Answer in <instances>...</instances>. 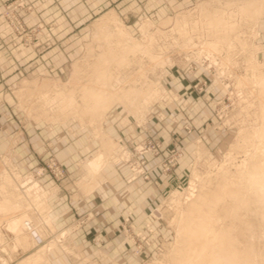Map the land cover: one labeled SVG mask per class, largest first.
Segmentation results:
<instances>
[{
	"label": "rangeland",
	"instance_id": "1",
	"mask_svg": "<svg viewBox=\"0 0 264 264\" xmlns=\"http://www.w3.org/2000/svg\"><path fill=\"white\" fill-rule=\"evenodd\" d=\"M4 7L25 45H50L19 12L26 0ZM82 33L60 74L0 93V264H188L193 205L222 184L248 203L200 204L264 264V204L250 187L264 164V0L116 1ZM102 71L114 100L101 116L80 111ZM22 214L36 234L9 229Z\"/></svg>",
	"mask_w": 264,
	"mask_h": 264
},
{
	"label": "crops",
	"instance_id": "2",
	"mask_svg": "<svg viewBox=\"0 0 264 264\" xmlns=\"http://www.w3.org/2000/svg\"><path fill=\"white\" fill-rule=\"evenodd\" d=\"M8 1L0 0V93L14 87L29 74H60L59 71H63L77 54L83 29L93 12H99L113 2L117 1L118 5L122 2L26 0L31 7L19 9L25 22L29 26L42 25L35 41L40 44L50 42V45L38 51L33 45H25L22 37L16 35L6 22L2 12ZM11 152L16 154L17 160H24L22 144L12 147Z\"/></svg>",
	"mask_w": 264,
	"mask_h": 264
},
{
	"label": "bare ground",
	"instance_id": "3",
	"mask_svg": "<svg viewBox=\"0 0 264 264\" xmlns=\"http://www.w3.org/2000/svg\"><path fill=\"white\" fill-rule=\"evenodd\" d=\"M100 26L101 27L99 28L101 29L102 25ZM105 54L103 55L105 56ZM102 58L103 57H101V59ZM105 58H103V61ZM99 77H100V80L102 81L101 86L99 87L84 86L82 88L84 92L81 91L83 93L84 98L86 97L87 99H89L90 103L89 104L85 103V105L80 111L91 112L95 116H101V114H103V112L109 107V105L114 100V92L108 89L107 80L109 76L107 72H104V71L100 72ZM70 103L74 104L72 98L70 99ZM95 160L97 159L95 158ZM97 164L98 163L93 160V163H92L93 167H96ZM250 187L253 191L251 192L254 193L255 201H259V203L261 202V204L263 205L264 204V164L259 165L257 167L256 173H252V175L250 176ZM237 192H238L237 189H233V188L226 189V185L222 184V186H219L217 189L211 192L208 196L202 195L198 198V200H196L193 207L197 206L196 208L198 210H197V213H195V216H196L195 219L192 220L195 225L192 228L191 226L188 227V231L190 230L193 242L189 245L188 251H186L187 256L184 259L185 263H188V264H234V263L235 264L236 263L251 264L250 263L251 260L250 261L248 260V255H246V252H243L244 253L243 254L236 249L234 242L232 241L233 238L231 239L227 232L225 231L216 232L215 231L213 227V223H212L213 216L208 214L206 210L202 207V204H203L202 200H204L205 202L207 197H211L210 200H213L215 203H218L222 199L223 195L228 194V193H230L231 196H235L236 199H239V201L242 202L243 204L248 203L246 202L248 199L244 197L245 193L244 195L243 194L242 195L247 200L244 199L242 201V199L238 197ZM248 192H250V189H248ZM249 199H251V196ZM252 202L254 203V200ZM230 204L225 203V206L227 208L226 212L230 213L229 215L233 214V211L235 210V208H238L237 207L238 205L234 203L231 205ZM256 204L257 203H255V205ZM199 207H201V209ZM235 214L237 215V213H234V215ZM263 214L264 213H262V215ZM28 220L30 223L31 221L34 222L30 217H24L23 214L21 215V217H13L11 220L8 221V227L9 229L13 231H19L20 233L25 232V230H30V232H32V233L29 232L30 235L36 234L37 230L34 229L35 228L34 224L32 223L28 224L27 223ZM23 237H26V236H23ZM39 237H35V239L36 238L39 239Z\"/></svg>",
	"mask_w": 264,
	"mask_h": 264
},
{
	"label": "built area",
	"instance_id": "4",
	"mask_svg": "<svg viewBox=\"0 0 264 264\" xmlns=\"http://www.w3.org/2000/svg\"><path fill=\"white\" fill-rule=\"evenodd\" d=\"M21 3H22V1L17 2V4H15V5H10V6H8V9H7L6 12H16V11L13 10V7H17V6L20 5ZM15 15H16V14H13V15H12V18L14 19V20L12 19V22H13V24H15V28H17V27L20 25V20H19L17 17H15Z\"/></svg>",
	"mask_w": 264,
	"mask_h": 264
}]
</instances>
